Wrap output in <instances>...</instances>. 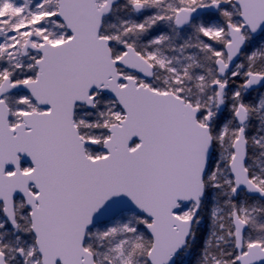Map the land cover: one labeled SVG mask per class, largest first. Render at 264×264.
<instances>
[{
  "label": "snow or ice",
  "instance_id": "snow-or-ice-1",
  "mask_svg": "<svg viewBox=\"0 0 264 264\" xmlns=\"http://www.w3.org/2000/svg\"><path fill=\"white\" fill-rule=\"evenodd\" d=\"M0 264H264V0H0Z\"/></svg>",
  "mask_w": 264,
  "mask_h": 264
}]
</instances>
